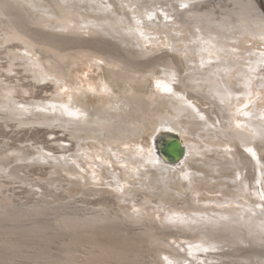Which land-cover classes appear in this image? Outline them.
I'll return each mask as SVG.
<instances>
[{
  "label": "bare ground",
  "instance_id": "6f19581e",
  "mask_svg": "<svg viewBox=\"0 0 264 264\" xmlns=\"http://www.w3.org/2000/svg\"><path fill=\"white\" fill-rule=\"evenodd\" d=\"M29 1L0 0V123L8 126L17 121L16 125L22 127H60L70 132L75 142L69 148L55 139L61 151L56 145L37 148L35 153L19 147L11 151L8 142H0V177L29 184L38 189L33 192L35 197L41 196L25 207L0 206V216H5V220L20 221L14 225L0 224V264H21L16 255L33 260L34 264H159L161 260L150 257L173 255L163 248L162 236L174 234V230L158 223L175 225L183 235L197 238L201 244L198 250L203 252L199 256L205 262L264 264V211L258 209L264 208V201H259L264 200V10L259 5L264 6V0H47L45 5L31 0L38 4L33 12L26 9L28 16H24L16 7L28 6ZM83 11L94 17H84ZM71 12L81 20L74 22ZM26 18L39 29L26 25ZM54 23L62 26L61 34L47 32L60 27ZM91 23L95 25L90 30L86 25ZM105 27L116 34L123 30L137 41H146V45H141L144 52H132L79 34L85 30L94 35L105 32ZM120 41L127 47L133 44L125 39ZM226 46L229 53L225 55ZM83 49L95 54L87 55V61L134 76H149L171 85L173 92L137 95L129 102L119 101L118 96L116 100L98 97L96 102H91L86 94L80 98L68 85L60 62L68 52ZM162 49L167 52L140 60ZM3 54L6 65L1 63ZM76 62L82 64L84 59ZM245 62L248 68H244ZM23 73L29 74L35 83H51L54 89L46 97H35V86L23 82L27 77ZM223 79L227 83L221 86ZM253 80H257L256 90H252ZM62 86L66 88L62 90ZM236 86H244L240 88L244 92L236 90ZM64 96H69L70 101ZM166 103L176 113V125L167 119L148 117ZM127 109L133 114H128ZM121 114H128L125 118L129 117L131 123L121 122ZM139 127L154 129L152 140L158 157L141 160L136 151L142 146L139 143L129 152L123 148L129 146L130 137L139 134ZM174 138L184 146V155L167 163L161 153ZM184 139L201 144L202 163L212 177L222 171L232 172L231 177L225 175L220 180L230 177V200L219 202L208 197L196 206L188 199V203L179 204L168 198L167 184L175 175L169 167L181 164L191 154ZM84 142L105 143L112 153L105 152L106 160L103 155H95L90 147L85 148ZM95 156L101 161L97 162ZM113 159L119 164V173L108 161ZM36 160L45 161L41 164L47 168L48 180L44 183L30 176L29 169ZM153 160H162L164 165L153 166ZM15 161L19 163L11 166ZM148 167H153L154 172L150 189H162L163 196L141 191L144 186L140 182L134 188L136 193L120 195L123 178H146ZM63 174L80 176L87 192H77L69 201L64 195L60 197ZM97 180H112L110 187L114 192L94 188ZM214 192L217 190L205 193ZM230 202L236 205L223 206ZM170 210L181 211L187 219L177 223L160 217L161 211ZM37 215L46 218L37 220ZM23 219L31 221L23 223ZM57 238L61 249L55 254L47 243ZM242 247L258 250L246 251Z\"/></svg>",
  "mask_w": 264,
  "mask_h": 264
},
{
  "label": "rangeland",
  "instance_id": "374dc122",
  "mask_svg": "<svg viewBox=\"0 0 264 264\" xmlns=\"http://www.w3.org/2000/svg\"><path fill=\"white\" fill-rule=\"evenodd\" d=\"M38 1H39L38 3L40 5H45V4L49 3L47 0L45 2H41L40 0H38ZM29 3H30V5H28V6L16 7L17 10H20V14H24V16H28V14H26V9L29 10V12H33L32 11L33 7L37 6V4H38V3H31V0L29 1ZM14 6H18V5H14ZM56 11H58V9H56ZM71 13H73V16L70 15V17L72 20H74V22L77 23L78 21L81 20L80 16H78L74 12H71ZM81 14H83L84 17H89V16L94 17L92 15H87L84 11ZM26 20H28L26 22V25L33 27V28H36V29L37 28L39 29L38 26L31 24V20H29V18H26ZM70 23H72V22H70ZM56 24H55V26H57V27L60 26V25H58V24L56 25ZM94 25H95L94 23H91V24H87L86 26L88 27V29L91 30V27H93ZM70 26H72V25L70 24ZM61 28H62V26H60L59 28H56V29H50L47 32H51L53 34H61L63 32V29H61ZM99 30H101V29H99ZM103 30L105 32H103L101 30L99 33H96L94 35H90V33L85 31V30L83 32H80L79 34H82V36H85V38H87V39L90 38V39H94V40H97L100 42H105V43L108 42V43L120 45L122 47V49L126 48V49L131 50L132 52H142L143 51L142 46L146 45V44H144L146 41H144V40L142 41V39H140L141 41L140 40L137 41V40H135V38H133V36L129 35L126 31L119 30L120 33L116 34V31H114L113 29H111L109 27H105V28H103ZM106 32L110 33L111 35H108ZM82 36L80 38H82ZM122 39H125L129 43L131 41V44L132 43L133 44L131 46L127 47L125 44H121L120 40H122ZM247 39L251 40L250 38H247ZM241 41H240V44L242 43ZM134 44H137L138 46L134 45ZM237 44H238V42L236 43V45ZM134 46H135V48H134ZM130 47H132V48H130ZM83 50L82 51L74 50L72 52H68V54H66L67 55L66 58L60 62L61 68H62L61 72H63L65 74V78L68 80V85H71V87L74 88L73 93H75V95H78L80 98L81 97L84 98V94H86L90 98L91 102H96L98 97H105V98L111 99V100H116L119 98V101L126 100L129 102V101H132L133 98L137 95L142 97L144 95L155 94L157 92H160L161 94L167 93V95H169V94H172V92H173V87L171 85H166V84H164V82H161V83L156 82V80L154 78H151L149 76L143 77L140 73L138 75L134 76L132 74L122 72L120 69H117V70L112 69V68H110V67H108L102 63H97L93 60L87 61V59H85V58H87L88 56L92 57L93 56L92 54H94V52H89L86 49H83ZM228 51H229V48H228V46H226V48L224 50V54L225 55L228 54L229 53ZM123 52H124V54L128 55L127 51L123 50ZM163 52H167V51L165 49H162L161 52L152 53V54L148 55V57L140 58V60L141 59L146 60V59L153 58L156 56H161ZM169 54H173V53L170 52ZM24 56H25V59H27L26 55H24ZM1 57H2L1 63L3 65H6L7 59H6L5 55L3 54ZM227 57H232V56L229 55ZM80 58L84 59V63L80 64V63L76 62V60H80ZM166 61H168V60H166ZM243 66H244V68H248L249 64L247 62H245V64ZM58 70L60 71V68H58ZM22 76H25V77L27 76L25 78L26 80L24 79V81H23L25 84H31V85L35 86V89H34L35 97H46L47 94L54 89L53 85L51 83L47 84V85L35 83L29 77L30 76L29 74L23 73ZM19 77H21V75ZM256 82H257V80L252 81V83H251L252 90H256V86H257ZM226 83H227L226 79L220 80V82H219V84L221 86L226 85ZM158 85H159V87H158ZM45 86H47V87H45ZM165 86L171 90L170 91H164L163 89ZM246 86H247V83H246ZM61 88H62V90H64L66 87L62 86ZM240 88H244V86H240ZM240 88H238V86L235 87L236 90H238L240 92H244V90H240ZM117 96H118V98H117ZM64 99L70 101L69 96H64ZM260 108H262V106ZM127 110L129 112V113L127 112L128 114L132 113V111L130 109H127ZM128 114H126V115L121 114L120 121L125 123V124L131 123V119L129 117H128V119H126ZM148 117L152 120H157L158 118L159 119H162V118L167 119L172 124L174 123V125H176V113H174V110L172 108L170 109V107L167 103L163 104L162 106L158 107V109L154 110L153 114L152 113L148 114ZM115 118L118 119V117H116V116H115ZM16 122L17 121H12L8 124V126L0 123V142H8L10 144L9 148L11 149V151H13L17 147H19V148H26L31 153H35L37 148H42L43 146H50V147L54 146V147H56V145H58V151H61V147H59L60 145L68 146L69 148H72V145L75 142L73 140V138L70 136V132H66L60 127L54 128V129L48 128L46 126L44 127L41 125H35L32 127H29V126L22 127V126H17ZM139 129H140V132L137 136L130 137L129 144H128L129 146L128 147L124 146L123 148L127 149V152H129L131 149H135L136 144L139 143L142 146H140V148L138 147L137 148L138 150L136 149V151L138 154L137 156L141 160L144 161L146 159V157H148V159H151V160H152V157H158L156 146L152 140V136L155 134L154 129H151L150 127H148V129H146V128L143 129V127H139ZM52 132H54V134H52ZM183 138H184V136H183ZM55 139L60 140V145H59V143L57 144L55 142ZM184 142H185V144H188L190 146L191 154H189L188 157H185L184 158L185 161H183L181 164L173 166L174 168L169 167V169L171 168V173H173L175 175H173L171 181L168 182V184H170V185L167 184V187H168L167 189L169 191L166 194L169 196L168 198L172 201L179 203V204H183L185 202L188 203L185 200V199H188L192 204H194L196 206L201 204L203 201L208 200V197H209V199H212V198L214 200L216 199V201H219V202H224V201L230 200L231 196H229V195H231V189H232L231 185L232 184L229 185L230 182L227 183V181H228L227 179H230L232 172L222 171L221 174H215V175L213 174L214 177H212L211 176L212 173H210L209 169H207L202 163L203 157L201 156V149H200L201 144L198 141H193L191 139H189V140L184 139ZM88 144H90V146H88ZM85 145H84L85 148L90 147L91 151H93L95 153V155H100V156L103 155L104 157H106V160H107L108 156L105 155L106 154L105 152L108 151V152L112 153L111 148L107 147L105 145V143H97V142L88 143L87 142V143H85ZM131 145L134 148L131 147ZM113 147H115V146H113ZM143 149H144V151H143ZM256 156H258L257 153H256ZM256 156H254V158L258 161V158H256ZM9 157L12 158L13 155L9 154ZM201 157H202V159H201ZM95 158H96L95 160L97 162L101 161L99 158H97V156H95ZM13 160H15V159H11L10 161H13ZM108 161L109 162L112 161L111 162L112 166L114 165V168L116 167L115 169L118 168L117 173H119L120 171H118V170L120 167L117 166L119 164H117V162H114L116 160L113 159V160H108ZM156 161L153 160V162H152L153 166H156V165L157 166H163L164 165L162 163L163 162L162 160L159 162L158 161L156 162ZM35 162H36L35 165L29 169V172H31L30 176H31V178L33 177L32 179L39 181L40 183H44L46 180H48V178L45 176V174L47 172L46 165H44L45 161H43V160L37 161L36 160ZM5 163H8V162H5ZM18 163H19L18 161L17 162L15 161L14 163H11V166L17 165ZM42 163H44V164L41 165ZM110 165H109V168L111 167ZM147 165L150 166V163ZM148 168H150V167H148ZM152 169H153V167L148 169V171L146 172V178H143V179H139L137 177L123 178V181L121 182V186H119L121 188L120 195L121 194L130 195L131 193L132 194H134V192L136 193L134 188L136 186H138V182H140L144 186L143 189H141V191H143V190L147 191V194H150V195H153V194L157 195L158 194L157 195L158 197L163 196V193H162L163 190L162 189H160V188L150 189V188H152V186L154 184V178H153L154 172L152 171ZM204 169H206V170H204ZM140 170L143 172L146 171L145 169H140ZM206 171H208L210 173V175H208L209 173ZM226 172H228V173H226ZM199 173L201 176H199ZM204 174H206V175H204ZM63 175L64 176H62L61 181H62L64 187H66V189L63 187L62 189L58 190V192H59L58 194L61 195V196L59 195L60 197H63V195H64V198L68 197L67 201H69L70 196L76 195V194L82 193V192L83 193L87 192V189L83 188V187H85V180L82 179L80 176H79V178H80L79 179L78 176L77 177L76 176L70 177L66 174H63ZM207 175H208V177H206ZM225 175H226V177L230 175V177H228L227 179L225 178V181H220V180H224ZM177 176H179V179ZM215 176H216L217 180L215 179ZM76 178H78V180H75ZM180 178L182 181L180 180ZM204 178H207V180ZM220 178H223V179H220ZM136 179H138V180H136ZM212 179H214V180H212ZM83 180H84V182H83ZM203 180H206V182ZM69 182L74 183V184L79 183L80 185H76V186L75 185L74 186L66 185V183H69ZM212 183L213 184L215 183L214 185H216V183L217 184L221 183V184H220V186L218 185L219 187L218 186L216 187ZM96 184H98V185H95L93 187L99 191L109 192V194H112V192H114V188L110 187V185L113 184L112 180H106V181L97 180ZM250 184L256 186V184H254L252 182ZM205 185H206V187H205ZM208 185H210L211 187L210 186L208 187ZM224 186H225V188H224ZM0 188H1L0 189V206L1 207H4V206H6V208H7V206L9 208H12V206L13 207H25L26 203H28L27 205H29L32 202H35V199L37 200V198L41 197L40 195H38V197L36 195V197H35V195L33 194V192H35V191L38 192L37 188L32 189L29 184L20 183L18 180L0 177ZM85 188H87V187H85ZM218 188L220 190H218ZM195 189H197V190H195ZM215 189L217 190V192H214L211 194L205 193L207 190L216 191ZM70 190H72V191H70ZM197 191L199 192L200 195L198 194ZM60 192H62V194ZM227 194H228V196H227ZM197 195H199V196H197ZM202 196H204V197H202ZM154 197H156V196H154ZM204 198H206V200H204ZM259 201L263 202L264 200H259ZM13 204H15V205H13ZM230 205H236V203L230 202V203L224 204L223 206L227 207ZM258 209L263 213L264 208L262 206L258 207ZM42 212H46V209L43 210ZM263 215H264V213H263ZM160 217L162 219H165V218L173 219L177 223H180V222L187 219L185 214H183L181 211H173V210H170V212H168V213L166 211H161ZM4 218H5V216H0V220H1L0 224L1 225H5V223H6V225H7V223L10 225L20 224V221L17 223V222H13L10 220L8 221L7 218L5 220ZM34 218L37 220H41V219L46 218V217H44L43 215L42 216L37 215ZM25 219H23V223H28L31 221V220L29 221L28 219L26 221ZM2 220H5V222ZM21 224H22V222H21ZM158 225L163 226L164 228H168V229L173 228L172 230H174V234H169V235L167 234L165 236H162V238L165 240V242L162 243L163 248L168 250L173 255L170 256V254H166V255L158 256V255L153 254V256L150 257L151 260H152V258L153 259L158 258V260H161L159 262V264H214V262H215V264L216 263L218 264V262H216V261L212 262L211 260L207 261L208 262L207 263V262H205L204 258L199 256V255H202L203 252L201 250H198V249H200L199 247L201 244L199 243L197 238H194L190 235H183L182 233H180L181 231H178L179 228L174 227L175 225L174 226L172 225L173 227H170L171 225L170 226L169 225H161L160 223H158ZM176 233H179V234H176ZM48 244H50V246L52 247V248H50L51 251L55 254H58V251L61 249L60 246H58V244H59L58 238L52 243H47V245ZM180 245H182V247ZM242 248H245L243 250L250 251L252 247L251 248L250 247H242ZM254 248L255 247H253L251 251L258 250V247H256L257 249H255V250H254ZM224 250L227 252L228 249L227 250L224 249ZM176 252H178V254H176ZM212 252H214V251H212ZM19 256H21V255H16L17 258H15L13 256L17 262H20L21 264L22 263L23 264H34L33 260L24 258L22 256H21L22 258L21 257L19 258ZM167 256H169V257L166 258ZM170 257H172V258H170Z\"/></svg>",
  "mask_w": 264,
  "mask_h": 264
},
{
  "label": "water",
  "instance_id": "95a60500",
  "mask_svg": "<svg viewBox=\"0 0 264 264\" xmlns=\"http://www.w3.org/2000/svg\"><path fill=\"white\" fill-rule=\"evenodd\" d=\"M262 10H264V6L262 3H259ZM156 146V145H155ZM157 153L159 154L158 148L156 146ZM162 157L163 159L168 162H176L183 157L184 146L182 145L181 141L178 138L172 139V141L166 143L163 147Z\"/></svg>",
  "mask_w": 264,
  "mask_h": 264
},
{
  "label": "snow or ice",
  "instance_id": "6c2138e0",
  "mask_svg": "<svg viewBox=\"0 0 264 264\" xmlns=\"http://www.w3.org/2000/svg\"><path fill=\"white\" fill-rule=\"evenodd\" d=\"M158 87H159V85H158ZM163 90H164V91H170L171 89H169V88H167V87L165 86ZM262 198H264V196H262Z\"/></svg>",
  "mask_w": 264,
  "mask_h": 264
}]
</instances>
